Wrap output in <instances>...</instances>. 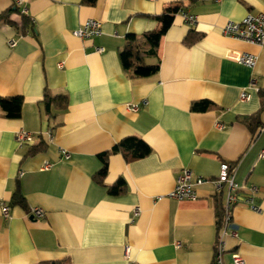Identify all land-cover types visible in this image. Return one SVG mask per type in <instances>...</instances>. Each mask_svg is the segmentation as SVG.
Returning a JSON list of instances; mask_svg holds the SVG:
<instances>
[{"label": "crops", "instance_id": "1", "mask_svg": "<svg viewBox=\"0 0 264 264\" xmlns=\"http://www.w3.org/2000/svg\"><path fill=\"white\" fill-rule=\"evenodd\" d=\"M23 1L26 14L14 0H0V16L13 10L11 23L0 21V96L24 99L20 119L0 116V264H216L215 200L227 186L219 190L213 181L222 163L236 167L241 187L258 188L260 208H234L238 237H227L222 264H233L234 253L264 264V112L255 133L240 120L261 109L264 46L222 33L230 21L264 14V0ZM175 5L196 23L176 14L158 55L146 59L160 65L158 73L132 77L120 60L127 36L158 29L157 17ZM88 20L101 24L102 35L82 40L74 32ZM191 32L200 37L188 45ZM245 53L258 56L254 69L238 61ZM46 94L67 96V107L52 106L50 116ZM204 100L214 107L192 111ZM133 105L138 111L128 110ZM20 131L33 142L20 146ZM129 137L146 142L151 154L134 161L111 155L98 184L100 156ZM41 143L46 148L32 153ZM185 169L212 180L195 201L168 197ZM120 178L126 191L110 195ZM17 189L25 207L12 203ZM33 207L44 217L29 215Z\"/></svg>", "mask_w": 264, "mask_h": 264}, {"label": "trees", "instance_id": "2", "mask_svg": "<svg viewBox=\"0 0 264 264\" xmlns=\"http://www.w3.org/2000/svg\"><path fill=\"white\" fill-rule=\"evenodd\" d=\"M97 0H83V4L88 6H94ZM183 8L179 5L168 8L161 16L157 17L159 28L146 32L140 36L128 35L126 38V45L122 53L120 54V60L123 68L128 71L134 78L150 77L158 73L160 70L159 64H148L146 59L156 57L158 55L159 46L162 37L166 34L169 28L172 26L174 17ZM13 10H10L0 16V21L10 22L9 15ZM23 28L28 25L27 19L23 18ZM200 36L195 32H191L186 39V44H192ZM24 99L22 96L14 97H2L0 96V116L10 119L18 120L22 117ZM68 105V98L65 95L52 96L45 95V108L46 112L51 116L52 106H58L61 109H65ZM214 105L209 101H198L192 104V111L194 112H207L211 110ZM264 112V93H262L261 109L258 113L252 116H246L240 118L252 133H255L258 129L262 128L263 123L261 115ZM46 148L45 143H41L37 146L32 153L44 150ZM152 152L150 146L138 137H129L123 139L118 143L110 152H106L100 156L102 161V167L100 171L93 177L94 181L98 184H103L109 171V158L113 154H122L127 161H134L142 159L150 155ZM126 191L125 180L120 178L114 185L108 187V193L110 195H120ZM216 218L217 228L221 229L224 220V193L220 192L216 196ZM12 203L14 205L26 206L24 195L20 189H17L13 196ZM216 263V261H215ZM40 264H68V261H52L44 262ZM217 264V263H216Z\"/></svg>", "mask_w": 264, "mask_h": 264}, {"label": "built area", "instance_id": "3", "mask_svg": "<svg viewBox=\"0 0 264 264\" xmlns=\"http://www.w3.org/2000/svg\"><path fill=\"white\" fill-rule=\"evenodd\" d=\"M24 6L23 0H14V7L21 9L22 12L26 14L27 9ZM180 13H182L187 23L192 25L196 23L197 18L195 16L188 14L184 10H181ZM222 33L223 35L238 41L264 46V14L250 13L242 21H230L223 27ZM74 35L82 40L91 37H98L102 35V26L98 21L88 20L81 28L74 32ZM8 44L11 48H14L17 41L10 40ZM97 52L102 53L103 49L97 48ZM238 61L248 68L254 69L258 62V56L245 53L238 57ZM249 99L250 96L247 93H242V101H247ZM138 109L139 108L136 105L128 107V110L132 112H136ZM16 140L20 146H23L32 143L34 135L26 131H20L16 135ZM62 153L66 159H70V154L66 150H63ZM260 157L264 159V150L261 152ZM50 167L51 165L49 163L45 165L46 169H49ZM235 171L236 167L234 165L230 163H222L220 166L219 177L213 181L219 190L224 186H227V193L224 198V220L222 227L219 230V236L216 243L215 261L217 264H222V257L226 252L227 237H238V233L233 223L234 208L244 202L248 204L254 212L260 211V208L254 204L255 197L259 192L258 188L256 186H251L249 188L241 187L235 181ZM211 181L212 180L210 179L196 177L192 171L185 169L178 177L176 186L168 194V197L178 201H195L198 199L197 189ZM245 193L248 194L244 195ZM136 213L138 214V211ZM2 215L5 219L11 217L10 207L6 204L2 205ZM29 215L33 218L40 219L44 217V211L40 208L33 207L30 209ZM177 246L180 247L181 244L178 243ZM232 259L233 264H246L243 257L238 253H234Z\"/></svg>", "mask_w": 264, "mask_h": 264}]
</instances>
